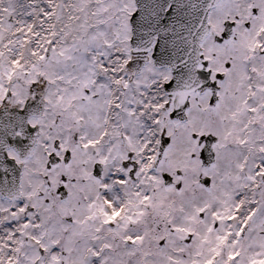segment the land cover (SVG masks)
<instances>
[{"label":"snow or ice","instance_id":"1","mask_svg":"<svg viewBox=\"0 0 264 264\" xmlns=\"http://www.w3.org/2000/svg\"><path fill=\"white\" fill-rule=\"evenodd\" d=\"M0 264H264V0H0Z\"/></svg>","mask_w":264,"mask_h":264}]
</instances>
